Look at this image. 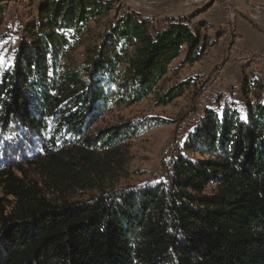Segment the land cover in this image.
I'll use <instances>...</instances> for the list:
<instances>
[{"label": "trees", "instance_id": "obj_1", "mask_svg": "<svg viewBox=\"0 0 264 264\" xmlns=\"http://www.w3.org/2000/svg\"><path fill=\"white\" fill-rule=\"evenodd\" d=\"M113 10L103 0H41L12 67L0 68V264H264L260 99L246 102L244 113L205 109L165 179L151 185L54 203L14 173L18 159L64 162L67 142L102 149L140 132L150 121L88 134L108 107L151 94L181 54L183 64H193L215 44L189 17L156 27L135 10H116L100 43L88 46L81 62H69L89 22ZM190 85L185 79L170 87L161 104ZM252 86L242 83L244 96Z\"/></svg>", "mask_w": 264, "mask_h": 264}, {"label": "rangeland", "instance_id": "obj_2", "mask_svg": "<svg viewBox=\"0 0 264 264\" xmlns=\"http://www.w3.org/2000/svg\"><path fill=\"white\" fill-rule=\"evenodd\" d=\"M103 1L112 3L114 10L103 19L89 22V30L73 41L69 62H81L84 50L100 43V36L117 20L116 10L119 15L135 10L156 27L166 25L171 18L189 17L190 26L199 24L201 33L215 44L193 64H183L181 54L151 94L131 105L108 107L88 132L128 121H150L135 135L102 149L87 148L82 139L67 142L61 145L64 162L35 157L31 165L24 159L15 161L20 168H13L14 173L23 181L37 183L50 202L85 201L109 191L164 180L169 160L202 121L205 109L222 113L227 107H235L244 113L246 102L264 101V0ZM40 2L0 0V68L12 67L21 41L27 39L25 27L37 21ZM185 79H191L188 89L168 104H161L160 97ZM244 81L254 83L247 96L241 90ZM154 117L165 122L153 123L149 119ZM10 161L12 165L13 159Z\"/></svg>", "mask_w": 264, "mask_h": 264}, {"label": "snow or ice", "instance_id": "obj_3", "mask_svg": "<svg viewBox=\"0 0 264 264\" xmlns=\"http://www.w3.org/2000/svg\"><path fill=\"white\" fill-rule=\"evenodd\" d=\"M0 63H3V60H0Z\"/></svg>", "mask_w": 264, "mask_h": 264}, {"label": "crops", "instance_id": "obj_4", "mask_svg": "<svg viewBox=\"0 0 264 264\" xmlns=\"http://www.w3.org/2000/svg\"><path fill=\"white\" fill-rule=\"evenodd\" d=\"M212 41V40H211ZM212 47V46H211ZM211 47H209V48H211Z\"/></svg>", "mask_w": 264, "mask_h": 264}]
</instances>
